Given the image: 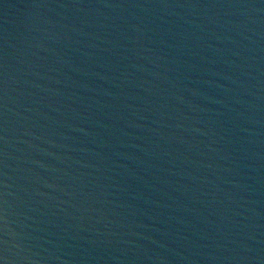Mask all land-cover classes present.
<instances>
[{
  "label": "water",
  "instance_id": "obj_1",
  "mask_svg": "<svg viewBox=\"0 0 264 264\" xmlns=\"http://www.w3.org/2000/svg\"><path fill=\"white\" fill-rule=\"evenodd\" d=\"M0 264H264V0H0Z\"/></svg>",
  "mask_w": 264,
  "mask_h": 264
}]
</instances>
